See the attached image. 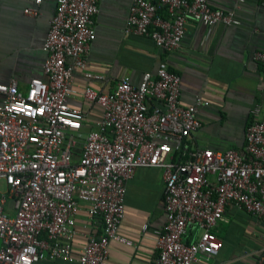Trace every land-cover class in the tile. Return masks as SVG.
<instances>
[{
	"label": "built area",
	"instance_id": "2783aa9c",
	"mask_svg": "<svg viewBox=\"0 0 264 264\" xmlns=\"http://www.w3.org/2000/svg\"><path fill=\"white\" fill-rule=\"evenodd\" d=\"M24 12L36 16L38 10ZM97 12L98 0H57L43 42L41 75L30 78L25 90L14 80L0 83V264L44 259L106 264L112 241L134 245L119 228L125 183L139 166L162 169L165 222L154 231L155 263L201 264V256H213L222 246L215 227L228 206L264 225L260 106L251 109L242 147L193 145L198 108L209 101L196 94L190 103L182 102L180 77L163 59L136 86L122 75L110 92L82 88L80 98L101 111L78 146L85 112L69 103L75 96L72 74L78 68L101 78L87 70ZM188 21L238 20L234 9L212 7L208 0H130L123 32L147 35L170 52L179 47ZM253 58L264 68V47ZM82 211L87 222L79 218ZM90 221L100 229H87ZM78 236L83 241L76 247ZM259 239L258 250L242 254L251 263L234 259L232 264H264V232Z\"/></svg>",
	"mask_w": 264,
	"mask_h": 264
},
{
	"label": "crops",
	"instance_id": "0c3cea01",
	"mask_svg": "<svg viewBox=\"0 0 264 264\" xmlns=\"http://www.w3.org/2000/svg\"><path fill=\"white\" fill-rule=\"evenodd\" d=\"M208 1L212 7L234 9L238 21L213 25L188 21L179 47L163 52L149 36L123 32L130 0H98L87 70L101 78L87 77L78 68L72 74L75 96L69 103L85 112L78 146L101 111L98 105L80 98L82 88L89 85L110 92L122 75L136 86L144 72L155 73L158 63L165 59L169 69L180 77L182 102L190 103L196 94L209 101L198 108L199 127L191 133L190 143L214 150L242 147L246 125L254 117V105L260 106L258 117L264 119V68L253 58V53L264 47V2L244 0L235 6L237 0ZM56 3L57 0H41L38 5L34 0H0V83L14 80L25 90L30 78L41 75L43 42ZM26 7H36L37 15L25 13ZM163 192L160 167L135 169L125 183L124 217L119 228L134 245L112 241L106 264H156L154 231L165 222ZM79 218L81 222L88 220L83 211ZM144 224L147 226L142 230ZM87 229L98 231L100 226L90 221ZM193 231L194 227L189 226V232ZM215 232L222 246L213 256H201V264H232L234 259L251 263L252 258H242V254L261 247L259 234L264 232V225L251 214L228 206ZM82 241L76 237L75 246ZM34 264L77 263L44 259Z\"/></svg>",
	"mask_w": 264,
	"mask_h": 264
},
{
	"label": "rangeland",
	"instance_id": "374dc122",
	"mask_svg": "<svg viewBox=\"0 0 264 264\" xmlns=\"http://www.w3.org/2000/svg\"><path fill=\"white\" fill-rule=\"evenodd\" d=\"M7 205L9 206L10 205V202L8 201Z\"/></svg>",
	"mask_w": 264,
	"mask_h": 264
}]
</instances>
